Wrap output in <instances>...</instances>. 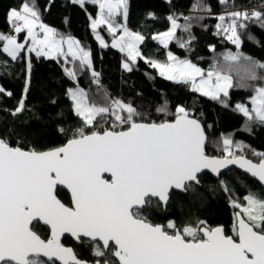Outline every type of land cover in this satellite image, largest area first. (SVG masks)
Masks as SVG:
<instances>
[{"label": "snow or ice", "instance_id": "1", "mask_svg": "<svg viewBox=\"0 0 264 264\" xmlns=\"http://www.w3.org/2000/svg\"><path fill=\"white\" fill-rule=\"evenodd\" d=\"M70 2L81 8L98 7L95 16L88 13L91 30L101 47H108L97 31L107 27L111 47L126 55L122 64L126 71L131 72L139 58L160 76L224 107L229 106L233 72L240 77V87H248L247 81H264L258 73L264 72V62L240 51V31L247 30L249 23L264 30V10L238 9L216 16V34H223L237 51L224 53L223 63L217 60L205 70L171 51L165 61L145 56L140 46L146 37L127 24L128 0ZM201 10L212 15L210 5ZM167 19L170 27L152 39L165 49L173 40L189 49L195 40L190 18L184 17V24L174 15ZM6 22L11 31L0 32V54L8 59L0 62V75L9 74V62L26 59L28 79L17 106L4 110L16 117L26 109L32 62L30 55L22 53L58 62L63 58L72 65L64 72L76 86L68 88L66 95L79 124L58 125L65 141L45 148H26L19 141L14 146L9 133L0 132V264H45L43 257L51 264H264V191L260 190L264 189V152L251 150L257 158L254 162L245 155L249 146L231 135L210 140L201 120L182 104L174 110L167 100L158 105L156 112L167 119H152L131 102L109 98L107 91L103 93L107 103L98 104L77 79L79 72L89 70L92 82L102 88L90 51L44 23L35 0H21L19 7L9 8ZM178 29L188 33L187 39L176 35ZM21 34H26L22 42ZM252 87L251 106L235 105L246 117L243 130L249 133L253 125L264 126V84ZM0 93L12 96L3 87ZM11 133L18 135L15 129ZM210 145L220 155L209 154ZM233 165L257 181L260 189L233 198L227 183L219 179ZM206 172L216 176L235 210L231 234L223 225L213 227L199 218L182 224L172 219L152 221L154 211L167 210L174 192L196 194ZM60 187L69 191L70 203L58 198ZM36 224L47 227V238L34 230ZM65 234L77 244L89 245L93 261L79 258L73 247L65 246L61 240Z\"/></svg>", "mask_w": 264, "mask_h": 264}, {"label": "trees", "instance_id": "2", "mask_svg": "<svg viewBox=\"0 0 264 264\" xmlns=\"http://www.w3.org/2000/svg\"><path fill=\"white\" fill-rule=\"evenodd\" d=\"M35 3L44 23L66 36L71 35L80 41V45L85 50L91 52L94 69L100 73L102 88L98 89L92 82L89 70L79 72L77 79L79 85L98 104L107 103L103 95L104 91H107L109 98L131 102L139 111L152 119L170 118L155 110L163 101H168L171 110H174L176 105L182 104L201 120L210 140L218 141L222 136L231 135L234 141L249 146L244 150L245 155L254 161H257V158L252 155L251 150L264 152V126L253 125L251 133L244 131L246 117L235 108L242 99L254 94L253 85L259 86L264 84V81H247L248 87H240V77L233 72L234 86L229 89V106L224 107L217 101L192 92L188 86L160 76L159 71L150 67L144 60L138 59L132 65L133 70L126 71L122 67L126 55L111 47L112 36L108 33L107 27L101 26L97 31L107 42L108 47H101L91 30L88 13L95 16L98 11L97 6L86 4V11L85 8L72 4L70 0H35ZM20 4L21 0H0V32L7 34L9 25L6 22V12L11 7H19ZM203 5L211 6L212 15L201 10ZM255 6L264 10V0H228L227 4H221L219 0H171L170 2L128 0L127 24L131 30L138 31L146 37L140 46L145 56L165 61L167 51H171L180 59H190L207 70L217 60L223 63L224 53L237 51L235 45L223 34H216L215 25L218 23L216 16ZM149 13H153L155 18H150ZM169 15L179 17L180 24L185 23L184 17L190 18L195 40L192 41L189 49L180 48L175 40L169 42V48L165 49L152 39L154 34L166 31L170 27V21L167 19ZM120 19L121 17H117V20ZM176 35L187 39L188 33L178 29ZM249 35L254 39H250ZM240 36L242 41L240 51L246 56L264 62V30L258 25L249 23L247 30L240 31ZM23 37L24 34H21L20 42L23 41ZM26 55L22 53V56ZM29 55L32 70L25 101L26 109L16 117L11 116L4 109H14L24 95L25 81L28 79L26 59L9 62V74L0 75V87L12 93L11 97L0 93V132L9 133L8 139L14 146L17 141L26 148L58 146L66 139L57 131L58 125L74 128L79 124L72 110L71 101L66 95L68 88L76 86V82L69 79L64 72L65 67L72 65H66L63 58L58 62L56 59L43 56L37 58L35 53ZM5 59H8L6 55L0 54V62ZM258 73L264 75L260 70ZM12 129H15L18 135L12 134ZM207 150L209 154L220 155L211 145ZM220 180L227 183L232 190L233 198L236 199H242L246 190L260 189V185L254 179L235 169L222 175ZM202 183L203 187L198 189L196 194L185 195L174 192L167 210H157L159 211L157 220L173 217L177 224H182L199 218L206 220L208 225L213 227L223 225L231 234L235 210L230 206L228 194L220 187L219 180L210 174L205 173ZM260 190L264 191V189ZM58 197L63 202L70 203L69 194L65 190L58 189Z\"/></svg>", "mask_w": 264, "mask_h": 264}, {"label": "flooded vegetation", "instance_id": "3", "mask_svg": "<svg viewBox=\"0 0 264 264\" xmlns=\"http://www.w3.org/2000/svg\"><path fill=\"white\" fill-rule=\"evenodd\" d=\"M59 189H61V188H59ZM69 197H70V195H69ZM158 212L159 211H157V210L154 211V213L150 217L152 219V221L155 222V223H166L169 219L175 220L173 217H167L164 220H160L159 221V220H157V217H159ZM41 224H36L34 230H37L38 233L43 238H47V236H48V229H47V227H41ZM62 243H64L65 246H71V247H73L74 250L78 253V257L79 258H81L83 260H86V261H89V262L93 261V257L91 255V249H90V246L89 245H87V244H84V245L77 244L74 241V239L71 238V237H69V236H64L63 239H62ZM83 250H84V252H83ZM42 259L45 261V264H51V262H48L46 259H44V258H42ZM56 264H58V263H56Z\"/></svg>", "mask_w": 264, "mask_h": 264}, {"label": "water", "instance_id": "4", "mask_svg": "<svg viewBox=\"0 0 264 264\" xmlns=\"http://www.w3.org/2000/svg\"><path fill=\"white\" fill-rule=\"evenodd\" d=\"M248 158H249V157H248ZM249 159H251V158H249ZM253 161H254V160H253ZM254 162H256V161H254ZM232 169H235V170L241 172L242 174L249 176L248 174L244 173L241 169H239L238 166H235V165L230 166L229 169L223 170L222 175L228 173V172H229L230 170H232ZM206 173H207V172H206ZM207 174H210L213 178L217 179L216 176H215L214 174H211V173H207ZM222 175H221V176H222ZM221 176L219 177V179L221 178ZM256 182H257V181H256ZM257 183H258V182H257ZM60 188L66 190V191L68 192V194L70 195L69 191H68L66 188H63V187H60ZM179 193H180V192H179ZM58 198H59V197H58ZM59 199H60V198H59ZM41 223H42V222H41ZM217 226H220V225H217ZM214 227H215V226H214ZM65 236H69V237H70V235H68V234H65ZM63 237H64V236H63ZM63 237L61 238V240L63 239ZM43 258L47 260L46 257H43ZM56 263L59 264L58 261H57Z\"/></svg>", "mask_w": 264, "mask_h": 264}, {"label": "rangeland", "instance_id": "5", "mask_svg": "<svg viewBox=\"0 0 264 264\" xmlns=\"http://www.w3.org/2000/svg\"><path fill=\"white\" fill-rule=\"evenodd\" d=\"M88 51V50H87ZM91 53V52H90ZM27 55H29V54H27ZM139 59V58H138ZM198 66V65H197ZM200 67V66H199ZM72 87H75V86H72ZM250 98H251V96L250 97H246V98H244V99H242V101L240 102V103H244V104H246V105H248L249 107L251 106L250 105V103H249V101H250ZM238 199V198H237Z\"/></svg>", "mask_w": 264, "mask_h": 264}, {"label": "built area", "instance_id": "6", "mask_svg": "<svg viewBox=\"0 0 264 264\" xmlns=\"http://www.w3.org/2000/svg\"><path fill=\"white\" fill-rule=\"evenodd\" d=\"M257 9V6H255V7H247V8H245V9H249V10H251V9ZM10 26H9V28H8V30H7V33H10Z\"/></svg>", "mask_w": 264, "mask_h": 264}, {"label": "crops", "instance_id": "7", "mask_svg": "<svg viewBox=\"0 0 264 264\" xmlns=\"http://www.w3.org/2000/svg\"><path fill=\"white\" fill-rule=\"evenodd\" d=\"M165 1H167V2H170L171 0H165ZM118 22H120V23H123V18L121 17V19L120 20H117ZM24 35H26V34H24ZM95 35V34H94ZM101 36V35H100ZM95 37H96V35H95ZM98 41V40H97ZM99 42V41H98ZM106 42V41H105ZM107 43V42H106ZM65 48H66V46H65Z\"/></svg>", "mask_w": 264, "mask_h": 264}]
</instances>
